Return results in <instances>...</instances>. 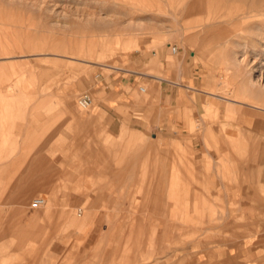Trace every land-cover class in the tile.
<instances>
[{
  "label": "rangeland",
  "instance_id": "rangeland-1",
  "mask_svg": "<svg viewBox=\"0 0 264 264\" xmlns=\"http://www.w3.org/2000/svg\"><path fill=\"white\" fill-rule=\"evenodd\" d=\"M153 52L187 59L200 76L189 92L198 109L175 118L167 109L159 122L191 128L186 142L226 120L210 96L264 109V0H0V264H172L157 247L163 221L171 250L207 240L215 189L211 160L195 153L201 143L177 136L157 150L131 130L151 113L152 88L138 81L115 96L116 75L154 72L132 61ZM82 95L90 108L78 105ZM115 99L119 135L104 111ZM146 143L153 151L138 152ZM46 172L49 187L2 201L3 187ZM35 197L45 203L32 209Z\"/></svg>",
  "mask_w": 264,
  "mask_h": 264
},
{
  "label": "crops",
  "instance_id": "crops-1",
  "mask_svg": "<svg viewBox=\"0 0 264 264\" xmlns=\"http://www.w3.org/2000/svg\"><path fill=\"white\" fill-rule=\"evenodd\" d=\"M153 56V60L137 57L132 61L137 66L148 64L154 72L133 70L129 74L116 75L114 92L115 96L120 94V87L124 85L132 94L138 81L146 83L150 90L152 88L147 100L151 113L145 119H137L138 125L131 130L136 137L150 135L157 150L166 153L177 136L185 144L183 138L191 135V128L183 126L180 130L166 131L159 122L167 109H172V118L183 111L195 112L198 109L199 97L195 101L189 92L192 91L190 88H195L200 76L190 74L191 66L185 58L171 60L166 52H153ZM209 100L221 105L219 115L226 116V120L220 125L216 123L211 124L209 129L204 128L198 138L186 143L197 149L196 145L200 142L201 149L195 151L200 154L197 157L207 156L211 160L210 179L215 191L212 192L210 204L216 211L217 224L211 228L207 240H195L171 250V229L169 223L163 221L161 229H154L160 234L157 247L161 261L172 264H264V115H260L264 109L233 97L210 96ZM109 103L113 106L105 108V118L113 126V134L119 135L122 116L115 112V107L119 106L120 101L115 99ZM208 134L209 140L206 138ZM214 135L216 138H213ZM207 145H211V150L207 151ZM152 148L153 144L146 143L139 145L137 151H153ZM167 162L166 159L162 160L163 169L169 168V160ZM39 168L34 170L40 171ZM46 174L43 180L27 181L21 177L11 182L12 186L2 189V201L25 202L34 191L49 187L52 176L51 172ZM19 214L25 219L33 216L27 212ZM1 230L8 231L9 228L3 227Z\"/></svg>",
  "mask_w": 264,
  "mask_h": 264
},
{
  "label": "built area",
  "instance_id": "built-area-1",
  "mask_svg": "<svg viewBox=\"0 0 264 264\" xmlns=\"http://www.w3.org/2000/svg\"><path fill=\"white\" fill-rule=\"evenodd\" d=\"M171 50L173 52H176L177 48L175 45L172 46ZM140 90L144 91V88L140 86ZM92 104V100L88 95H82L79 99H78V105L82 108V109H88L90 108ZM44 204V199L42 197H35L32 199V201L30 202V206L33 209L39 208Z\"/></svg>",
  "mask_w": 264,
  "mask_h": 264
},
{
  "label": "bare ground",
  "instance_id": "bare-ground-1",
  "mask_svg": "<svg viewBox=\"0 0 264 264\" xmlns=\"http://www.w3.org/2000/svg\"><path fill=\"white\" fill-rule=\"evenodd\" d=\"M143 88H144V87H143ZM44 203H45V201H44ZM43 205H44V204H43ZM43 205H42V206H43ZM30 207H31V206H30Z\"/></svg>",
  "mask_w": 264,
  "mask_h": 264
}]
</instances>
